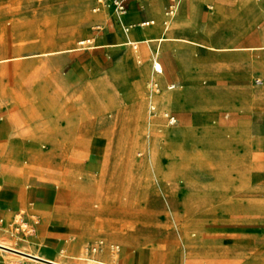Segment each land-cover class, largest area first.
<instances>
[{
	"label": "rangeland",
	"instance_id": "obj_1",
	"mask_svg": "<svg viewBox=\"0 0 264 264\" xmlns=\"http://www.w3.org/2000/svg\"><path fill=\"white\" fill-rule=\"evenodd\" d=\"M181 1L166 35L184 33L203 44L148 42L152 38H143L135 41L137 49L133 48L135 42L99 47L95 40L98 32L120 30L129 38L123 29L111 24L110 15L94 12V0H0V58L18 56L0 61V121L19 119L28 128L42 129L54 126L62 113L60 127L65 131L55 135V155L46 165H28L34 151L31 156L13 155L16 163L8 171L2 168V172L10 177L19 174L27 181L43 174L72 188L83 178L91 137L83 136L79 129L101 104L116 133L114 143L119 148L113 161L107 155L106 164L110 161L113 170L109 177L118 175L107 178L105 166L92 178L95 191L82 186L77 194L81 201L76 206L85 234L71 241L73 251L61 249L57 260L87 264L84 258L92 256L117 264L125 250L141 248L147 251L146 264H264V149L254 124L257 113L264 109V95L252 91L264 86L259 80L264 81V50L247 47L264 43V0H250L248 5L239 0H202L196 10L183 17L187 27L179 28L175 21L185 2ZM168 3H162L161 12L149 2L151 12L141 5L139 12L129 14L130 21L155 18L157 25L144 26V33L159 36ZM156 27L158 32L151 33ZM82 39L85 43H80ZM153 43L162 47L156 57L150 49ZM73 45L98 46L42 54ZM225 45L235 47L223 48ZM103 51L110 56L95 61ZM127 55L132 58L123 64ZM154 60L163 61V73L154 71ZM117 63L132 68V75L125 83L119 82L120 93H115L111 106V92L98 90L94 98L89 86L92 78H105ZM141 64L146 83L143 91H138L134 72ZM153 73L164 77L153 96L166 92L175 96L168 107L147 97ZM170 83L176 86L169 88ZM97 97L102 99L96 102ZM167 111L175 113L179 123L170 124ZM143 114L149 126L140 134L143 120L138 116ZM206 114L209 119L217 117L215 132L201 128ZM14 127L21 136L19 125ZM150 137L158 140V149L164 154L158 177L148 164ZM42 148L51 150L52 146L47 143ZM177 151L180 154L174 158ZM123 180H130L137 188L123 189L129 184ZM98 193L104 199L98 198ZM168 200L174 201L176 208L170 207ZM235 205L241 209L228 210ZM38 217L34 213L33 221ZM193 221L203 226L201 232ZM184 224L198 233L193 238L185 236L189 245L179 233V226ZM7 233L6 242L33 251L27 246L26 230L14 223ZM14 256V262L42 264Z\"/></svg>",
	"mask_w": 264,
	"mask_h": 264
},
{
	"label": "crops",
	"instance_id": "obj_2",
	"mask_svg": "<svg viewBox=\"0 0 264 264\" xmlns=\"http://www.w3.org/2000/svg\"><path fill=\"white\" fill-rule=\"evenodd\" d=\"M165 1H169V3L165 7V12L163 11V16L161 17L163 31L159 36L149 37L145 35L144 31L146 28L144 26L155 27L156 19L151 18L149 16L142 18L139 22L130 21V13H135L140 11L141 5H146L148 8L149 5L156 10V12H161L162 3L164 5ZM171 0H130L128 4V12L123 17V21L127 25H132L131 28L126 31L121 26H116L114 23V11L111 7L109 8V12H104L106 8L100 9L99 15H110L112 18L111 24L119 29H123L126 34H128V38H125V35L120 30L114 31H104L103 34L98 32L95 36L96 44H99V47H107V46H115V45H129L135 41H144L141 40L143 38H153V37H161L165 35L171 26V19H169L166 15V9L170 4ZM202 0H185L181 7V11L183 12L182 17L180 16L175 21V26L179 28L187 27L183 17L186 16L189 12L196 10L197 5ZM224 1V0H222ZM242 5H248L250 0H239ZM181 2V1H180ZM96 5V0H94V6ZM93 6V7H94ZM180 8V4L178 9ZM148 11L149 8H148ZM98 12V11H94ZM151 12V11H150ZM154 20V23H149L142 25L143 21ZM155 24V25H152ZM142 26V27H140ZM149 28V27H147ZM159 27H156L155 30L150 31L151 33L158 32ZM133 31V34H129V32ZM150 33V34H151ZM172 37H186L195 41L187 34H171ZM107 40V42H104ZM116 40V41H113ZM85 39L80 40V43H85ZM180 42H189L188 40H173ZM98 42V43H97ZM122 42L124 44H122ZM200 42V41H198ZM202 43V42H201ZM203 44V43H202ZM263 44V43H262ZM260 45H252L247 46L258 47ZM155 48V43L152 44ZM210 47H215L214 45H209ZM93 45H82L78 47V49L83 48H92ZM134 47V49H137ZM223 47H235L232 45H225ZM162 51V47H161ZM160 51V53H161ZM159 53V54H160ZM157 54V55H159ZM176 54V52H175ZM110 56L108 53L100 52L96 55L95 61L100 62L104 61L105 57ZM131 55H127L123 58V64L128 63V59H131ZM162 63L163 72H164V64L163 61L157 60ZM264 59L261 60V62ZM132 68L122 66L117 63L115 66H112L107 72V76L103 79L98 77L92 78L89 86V92H94L95 94L92 96L95 98L97 95V91H109L112 94V100L109 103L115 100V93H120L119 82L125 83L132 75ZM156 71V70H155ZM157 72V71H156ZM161 72V73H163ZM159 73V72H157ZM160 74V73H159ZM134 75L138 77V91H143L145 88L146 77L144 76V64L135 69ZM158 80L162 84L164 82V77L157 76ZM261 84L264 82L263 79H259ZM259 82V81H258ZM172 84V83H170ZM168 84V85H170ZM176 84V83H175ZM176 86V85H175ZM258 87L252 89L253 93L256 92ZM98 96V95H97ZM95 99L98 102L101 97H97ZM112 106V105H111ZM169 112V111H167ZM173 113V112H170ZM175 114V113H173ZM176 115V114H175ZM211 115V114H210ZM63 114L59 113L56 118V124L54 126L43 127L42 129L31 128L29 126L26 127L24 124H21V120L17 119L15 122L13 120L9 121H0V264H13L16 252L11 250H18L22 252H29L28 250H23L18 247H14L5 239L8 236V226L11 224H17L16 220L19 218L22 221H25L28 225L27 228H22V230H26L28 238L26 241L28 242L27 246H29L33 251V253H39L44 255L46 259L53 260L55 259L61 249L68 248L70 251L74 250L75 244L71 242L73 239L75 240L77 237L84 236V229L81 226V212L78 211L77 206L80 203L81 199L78 197V192L81 191L82 186L92 187V178L96 174L103 172L104 167L106 166V158L110 150L113 149V140L107 134L97 132L92 134V136L87 140V156L83 162V178L72 188L66 185H61L56 182L52 177L43 174H37L33 176L29 181L24 180L19 177V174L10 177V175H5L2 172V168H9L8 164L4 160L3 157L8 155H33L35 150H38L34 145V138H47L50 140H54L55 135L64 134V128L60 127L62 124ZM178 117V116H177ZM210 116L206 114L203 117L202 129L206 131H210V129L217 128L214 124L217 123V117L209 119ZM142 119V118H141ZM168 119V118H167ZM143 120V119H142ZM169 122V121H168ZM179 123V118L178 122ZM17 124L19 125V129H21V136H18L16 133ZM254 124L256 129L262 135L263 141V149H264V109H261L254 120ZM53 127V128H52ZM17 129V130H19ZM189 129V128H188ZM54 130V131H53ZM101 131H106L107 129L104 126L100 127ZM53 131V132H52ZM211 132H215V130H211ZM97 136V137H96ZM106 136V137H105ZM108 136V137H107ZM45 150V149H42ZM4 151V152H3ZM180 151H177L174 155V158L178 156ZM2 158V159H1ZM118 175V174H115ZM114 177H109L106 173L107 178L114 179ZM34 213L39 214L37 221H33L32 215ZM18 225V224H17ZM173 232V233H172ZM175 231L170 232L171 235L174 234ZM189 236V234H187ZM186 236V235H185ZM185 238V237H184ZM183 238V242L186 245H189L187 239ZM226 244V243H224ZM230 244H234V241ZM125 253L122 254L118 260L117 264H146L147 262V251L142 250L141 248L135 250H125ZM151 255L152 253L149 252ZM17 255V254H16Z\"/></svg>",
	"mask_w": 264,
	"mask_h": 264
},
{
	"label": "bare ground",
	"instance_id": "obj_3",
	"mask_svg": "<svg viewBox=\"0 0 264 264\" xmlns=\"http://www.w3.org/2000/svg\"><path fill=\"white\" fill-rule=\"evenodd\" d=\"M181 0H179V4H181V2H180ZM179 4H178V7H179ZM106 7H111L112 9H113V7L111 6V5H105V6H103L102 8H101V10L103 9V8H106ZM113 11H114V9H113ZM182 15H183V12L181 11V13H180V16L182 17ZM126 31H128V30H126ZM163 40H188L189 42H192V43H196V44H202L201 42H198V41H195V40H192V39H189V38H186V37H172L171 35H163V36H161V37H155V38H152V39H150V40H148V42H153V41H163ZM134 43V42H133ZM135 44H136V42H135ZM96 46H98V45H93V47H96ZM223 48H232V47H223ZM251 48H256V49H259V50H264V43L261 45V46H258V47H251ZM76 49H78V47L77 46H75V45H73V46H68V47H65V48H56V49H54V50H50V51H43L42 52V54H52V53H57V52H63V51H73V50H76ZM150 49H151V51L152 52H154V55H155V57L157 56V54H159L160 53V51H161V47H159V43H158V45L154 48L153 46H152V44H150ZM41 55V54H40ZM18 56H7V57H3V58H0V61H6V60H11V59H15V58H17ZM155 62H157V60H154V62H153V69H154V71H155V67H154V63ZM149 74V73H148ZM153 79H152V82H151V87H152V90L148 93L150 96H147V97H151L152 99H154V100H157V101H159V102H161V104H164V106H169V104H167L168 102H171V101H174L175 100V96L172 94V93H164V94H161V95H155V96H153V93H154V90L156 91V89L158 90V89H160V81L158 80V78H157V76L158 75H155V73H153ZM175 83H172V84H170V85H168V87L169 88H172V87H175ZM257 95H264V86L262 87V88H257V90H256V92H255ZM147 97H144V100H147ZM112 106H114V104H112ZM163 106V105H162ZM104 107L105 106H103V104H101L100 106H99V109H98V111H96V115L97 116H93V115H95V114H93V115H91L89 118H90V120H88L87 122H86V124H84V126L83 127H81L80 129H79V133H81L83 136L85 135V136H88V137H90V136H92V134H94V133H97V132H101V133H104V134H107V135H109L110 137H111V139L113 140V142H114V136H115V132H114V130L115 129H113V127H114V125H111V121L109 120V118H108V116H107V114H106V112H105V110H104ZM153 108H155V106H153ZM166 113V112H165ZM139 117V118H138ZM137 118H138V120L139 119H143V121H142V123H143V126L142 127H139V131H140V134L141 133H145V130H146V128H145V126L146 127H148L149 125L147 124L148 123V120L146 119V117H145V115L143 114V116H141L140 117V115L138 116ZM97 121V122H96ZM153 121V120H152ZM96 122V123H95ZM159 122H161V121H159ZM149 124H150V122H149ZM104 125H106V126H108V129L106 130V131H101L100 130V127H102V126H104ZM151 126V125H150ZM152 127V126H151ZM150 127V128H151ZM53 128V127H52ZM75 128H73L72 127V130L73 131H75L74 130ZM54 131V130H53ZM52 131V132H53ZM150 132V131H149ZM144 135V134H143ZM142 136V135H141ZM145 136V135H144ZM97 137V136H96ZM106 137V136H105ZM108 137V136H107ZM150 140H149V150H148V164H150V166H152L153 167V169H154V171H155V176L156 177H158V167L159 166H161V165H163V157H164V154L161 152V151H159V149H158V146H157V144H158V140H155V139H153V138H149ZM34 145L37 147V149L38 150H35V154H34V158H33V160H32V162L30 163V164H28V165H31V166H33V165H43V164H45L46 162H48L54 155H55V152H54V146H55V141L54 140H50V139H47V138H45V137H41V138H34ZM47 143L49 144V145H51L52 146V148H51V150H42L43 148L42 147H47ZM114 146H113V149H111L110 150V153L108 154L109 156H110V158H109V160H112L113 159V155H114V152H115V150H117V148H119V147H115V143L113 144ZM124 145H122V147H123ZM121 147V146H120ZM4 152V151H3ZM13 155H8V156H6L7 158H5V157H3L4 158V160L6 161V163L8 164V166H9V168H4V170H6V171H8V170H10V166H12V164L14 165V163H16V160H14L15 158H13L12 157ZM108 156V157H109ZM2 159V158H1ZM59 159V158H58ZM147 159V158H146ZM113 161V160H112ZM130 165H129V167H131V166H133V159H130ZM110 161H108L107 162V164H106V167H105V173H107L108 174V176H111V172L113 171V170H111L112 168H111V166H110ZM46 165V164H45ZM115 165V164H114ZM15 168H17L16 166H15ZM50 174V173H49ZM64 180V179H63ZM125 181V182H124ZM129 183V184H131V185H129V184H126V183ZM123 183H125L126 185H124V187H126V188H123V189H134L136 186H134L133 184H132V182L130 181V180H123ZM164 183V182H163ZM105 184V183H104ZM154 185V184H153ZM132 186V187H131ZM137 188V187H136ZM163 188V187H162ZM90 189L92 190V191H95L92 187H90ZM154 190V189H153ZM165 190V189H164ZM152 191V190H151ZM165 192H166V190H165ZM169 192H172V189H171V187H170V189H169ZM169 194V193H168ZM81 195V194H80ZM97 196V195H96ZM165 197V196H164ZM98 198H100V199H104V196L101 194H99L98 193ZM168 203H169V205H170V207H173L174 205V201H172V200H168ZM237 205V204H236ZM235 205V206H236ZM226 206H228V205H226ZM220 207V206H219ZM224 207H225V204H224ZM174 208H176L175 206H174ZM213 208V207H212ZM217 209V208H216ZM215 209V210H216ZM234 209H241V207H238V206H236V207H234V206H231V207H229L228 208V210H230V211H232V210H234ZM176 210V209H175ZM223 210V209H222ZM174 212V211H173ZM178 214V213H177ZM175 216H176V213H175ZM182 217H183V215H182ZM178 219H180V217H177ZM180 222V221H179ZM176 224V223H175ZM193 224H194V226H195V228H196V230L198 229L200 232H201V230L203 229V226L199 223V222H197V221H193ZM178 227V226H177ZM194 228V229H195ZM178 229V228H177ZM192 229V228H191ZM196 230H189V228H188V226H187V224H184V225H182V226H179V233H180V235L184 238L185 237V235H187V234H189V236L190 237H192L193 238V236H196L198 233L196 232ZM201 234V233H200ZM199 234V235H200ZM246 246H248V245H246ZM24 253H26V254H29V255H31V256H29V255H25V254H19V253H16L17 255H20V256H22V257H25V258H28V259H31V260H35V261H37V262H39V263H42V264H66V263H64V262H62V261H60V260H57V259H53V260H49L48 259V262L47 261H44V260H41V259H46L45 257H44V255H40V254H38V253H31V252H24ZM64 254V252H62L61 251V254ZM33 256H35V257H37V258H35V257H33ZM156 256V255H155ZM79 257V256H78ZM66 259V258H65ZM75 259V258H74ZM85 259V261L87 262V264H113V263H110L109 261H105V260H101V259H97V258H94V257H92V256H88V257H85L84 258ZM152 259V258H151ZM155 262V261H154ZM158 261H157V259H156V263H157ZM158 264V263H157Z\"/></svg>",
	"mask_w": 264,
	"mask_h": 264
},
{
	"label": "built area",
	"instance_id": "obj_4",
	"mask_svg": "<svg viewBox=\"0 0 264 264\" xmlns=\"http://www.w3.org/2000/svg\"><path fill=\"white\" fill-rule=\"evenodd\" d=\"M130 0H96V5L93 7L94 11H99L103 6L105 5H111L114 9V23L116 26H121L123 27L125 30H129L131 28L132 25H127L124 23L123 21V17L127 14L128 12V4H129ZM178 4H179V0H171L170 4L168 5L167 9H166V15L168 17V20L166 21V23H168L169 19H171L178 8ZM149 23H154V20H149V21H143L141 24L145 25V24H149ZM84 43V42H83ZM134 47H137V44H133ZM154 67L155 70L159 73L163 72V66L162 63L160 61H157L154 63ZM165 116L168 118V121L170 124H177L178 122V117L170 112H166ZM17 224L19 227L21 228H27L26 230H28V225L25 221H22L20 218L18 220H16ZM96 249V247L94 248ZM13 264H33V263H25L23 261H16Z\"/></svg>",
	"mask_w": 264,
	"mask_h": 264
},
{
	"label": "water",
	"instance_id": "obj_5",
	"mask_svg": "<svg viewBox=\"0 0 264 264\" xmlns=\"http://www.w3.org/2000/svg\"><path fill=\"white\" fill-rule=\"evenodd\" d=\"M22 252V251H21ZM44 260H47L48 261V259H44Z\"/></svg>",
	"mask_w": 264,
	"mask_h": 264
}]
</instances>
